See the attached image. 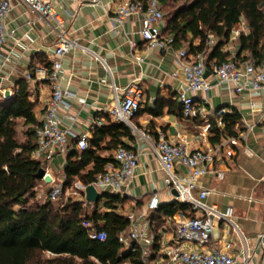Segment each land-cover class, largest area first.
I'll list each match as a JSON object with an SVG mask.
<instances>
[{
    "label": "crops",
    "instance_id": "crops-1",
    "mask_svg": "<svg viewBox=\"0 0 264 264\" xmlns=\"http://www.w3.org/2000/svg\"><path fill=\"white\" fill-rule=\"evenodd\" d=\"M53 4L63 22L61 27L52 21H36L22 2L14 1L6 18L9 37L0 55V89L3 91L0 95L3 98V93L14 95L18 81H27L31 99L36 103V117L42 122L53 83L49 75L40 74V70L52 67L60 33L64 32L76 43L62 58V69L58 73V84L69 93L58 113L60 128L68 132L67 153L57 155L49 168L53 182L41 181L38 188L52 189L56 183L66 180L68 156L74 151L83 152L77 148L76 136H87L90 142L97 121L102 125L108 123L109 111L116 106L117 99H123L132 84L143 90L142 109L133 120V126L145 134L163 135L170 142L185 138L193 141L195 148H205L200 134L209 133L210 126L218 120L216 113L220 110L230 114L238 112L242 118L239 136L231 138L213 165L215 174L202 178L199 186L211 191L206 199L208 204L222 211L234 208L235 220L256 249L264 236V90L236 93L232 85L220 84L209 75L211 89L200 95L207 103L198 102L206 113L186 119L178 100L181 83L174 75L182 64L179 51L189 49L188 45H173L167 52L146 51L140 18H130L123 28L114 30L117 0H101L100 6L66 0H55ZM131 42L137 44V49L131 47ZM199 43L195 40L193 44ZM239 51L238 41H230L222 49L230 58L236 57ZM248 55L242 54L243 57ZM137 57H143L144 62L138 63ZM28 74H32V80L27 79ZM109 141L107 138L101 146L105 147ZM123 142L138 155L139 163L135 179L119 195L122 201L119 213L128 216L144 212L154 192L159 193L162 205L175 202L173 192L164 189L163 172L144 137L133 134V138H124ZM115 152L101 151L100 155L114 158ZM92 169L93 165L89 166L88 170ZM177 170L178 173L185 171L181 166ZM220 173L223 179L217 177ZM37 192L39 195L38 189ZM104 193L110 192L99 191L100 195ZM167 219L160 231L168 228L167 237L172 238L173 228L167 227ZM263 258L264 252H260L257 262Z\"/></svg>",
    "mask_w": 264,
    "mask_h": 264
},
{
    "label": "built area",
    "instance_id": "built-area-1",
    "mask_svg": "<svg viewBox=\"0 0 264 264\" xmlns=\"http://www.w3.org/2000/svg\"><path fill=\"white\" fill-rule=\"evenodd\" d=\"M17 0H0V55L3 46L7 43L8 32L6 18L12 10L13 3ZM36 21H52L61 27L62 20L58 16L55 0H19ZM76 3H90L100 6L101 0H66ZM117 8L114 14V30L123 28L125 22L133 17L140 18L142 24L141 36L145 43L146 51L159 50L167 52L174 45L173 36H167L165 30V14L159 0H117ZM249 34L247 22L243 19L232 31L231 42L238 41ZM216 45V40L211 37L209 46ZM76 47V43L69 39L67 34L60 33L59 41L55 49V58L52 67H45L40 74L49 75L53 83L52 96L45 110L42 126L37 131L38 148L34 152L35 160L41 161L47 174L54 158L59 154H66L68 132L59 126L58 113L68 92L58 84V73L62 69V58ZM131 47L137 49V44L131 42ZM209 52H207L208 54ZM207 54L191 55L189 49L179 51L181 68L174 75L181 83L178 100L183 105V115L191 119L196 114H205L206 109L199 103H207V99L201 97L211 89L210 82L206 78L209 72L220 84L232 85L236 93L246 90H264V60L256 63L255 60L236 61L235 56L224 62H218L209 68L206 64ZM138 63H143V57L136 58ZM2 69L0 67V76ZM32 74L27 75L32 80ZM0 92L1 91L0 89ZM5 99H10L12 93H3ZM143 90L136 84L130 85L123 99H117L116 106L109 111L110 119L115 123L125 124L133 131L134 136L141 135L146 140L150 152L156 158L163 172L164 189L169 192L176 191L175 202L188 205L196 212L194 217H187L178 213L167 219V227L173 228L172 238L167 237L166 227L160 231L161 241L156 248L155 235L151 230L150 214L161 207L158 192L151 194L144 212H133L127 217L130 221L129 230L120 237V243L125 250L139 253L140 264H263L257 262L258 254L264 252L262 241L254 249L250 245L247 234L235 220L233 207L222 211L216 205L206 202L211 196V191L199 186V181L212 173L215 174L213 165L221 151L227 147L231 138L223 137L221 142L210 144V134L202 132L201 141L206 147H194L193 141L181 138L178 142H170L163 135L158 137L142 133L133 126V120L142 108ZM199 102V103H198ZM202 104V105H203ZM225 114L224 110L216 113L217 128L223 129L220 118ZM264 119V111H263ZM97 126H102L97 121ZM77 148L84 151L89 148L87 136L77 137ZM138 155L129 149L120 147L114 155L115 164L107 169V173L98 176L92 186L97 191L110 192L121 195L123 189L130 186L136 177L138 168ZM178 166L185 169L184 173H178ZM223 179V174H218ZM66 180L56 183L51 189L47 200L53 203L61 201L65 194ZM87 187L75 184L73 193L81 197L85 195ZM86 198V197H84ZM86 203H88L86 201ZM86 207V204L84 205ZM82 226L90 230V238L104 242L107 232L95 228L88 221ZM220 231V234H217Z\"/></svg>",
    "mask_w": 264,
    "mask_h": 264
},
{
    "label": "trees",
    "instance_id": "trees-1",
    "mask_svg": "<svg viewBox=\"0 0 264 264\" xmlns=\"http://www.w3.org/2000/svg\"><path fill=\"white\" fill-rule=\"evenodd\" d=\"M159 1L165 14V35L173 36L174 45H188L191 55L209 52V68L230 58L222 49L230 43L232 31L243 19L249 34L238 40L240 51L235 60L253 59L258 64L264 60V0ZM211 37L216 40L213 47L209 46ZM195 40L200 41L199 45L194 46ZM243 53L249 55L243 57ZM35 107L25 80L18 81L11 99L0 95V264H140V254L125 250L120 243L130 221L119 213V195L104 193L95 204L71 200L59 207L50 200H39L37 189L41 180L37 174L44 165L33 157L38 148L37 131L42 126ZM220 118L223 129L217 128V122L209 128L212 144L221 142L223 137L235 139L241 132L242 118L238 112L225 113ZM107 122L95 128L87 150L68 156L65 191L74 190L78 182L88 187L107 173L115 160L103 158L101 151L129 149L123 139L133 138L132 130L112 122L109 116ZM107 138L110 141L102 147ZM91 165L93 169L88 170ZM80 194L85 197L83 192ZM180 212L187 217L196 215L190 206L177 202L161 205L150 214L156 248L164 220ZM84 221L105 230L107 239H91L90 230L82 226ZM45 254L53 258L45 259Z\"/></svg>",
    "mask_w": 264,
    "mask_h": 264
},
{
    "label": "water",
    "instance_id": "water-1",
    "mask_svg": "<svg viewBox=\"0 0 264 264\" xmlns=\"http://www.w3.org/2000/svg\"><path fill=\"white\" fill-rule=\"evenodd\" d=\"M210 73L208 72L206 74V78H208ZM0 83H1V78H0ZM37 177L39 180L46 182L47 184H51L53 182V179L50 175L47 174L46 170L44 168H41L37 174ZM173 194L177 197L178 193L176 191H173ZM85 197L86 201L91 204L98 203L100 199L102 198V195L99 194L97 189L90 185L86 188L85 190ZM263 245H264V236L261 239ZM263 264H264V258H263Z\"/></svg>",
    "mask_w": 264,
    "mask_h": 264
},
{
    "label": "rangeland",
    "instance_id": "rangeland-1",
    "mask_svg": "<svg viewBox=\"0 0 264 264\" xmlns=\"http://www.w3.org/2000/svg\"><path fill=\"white\" fill-rule=\"evenodd\" d=\"M38 191H39V200L41 202H45L47 201V197L51 191V188H38ZM73 201V202H82V201H85L86 202V198H82V197H79L77 195H75L73 193V189L72 190H68L65 192L64 196L62 197L61 201L56 203V206L59 207V206H62V205H66L67 203H70V201ZM44 258L45 259H49V258H53L52 255L50 254H45L44 255Z\"/></svg>",
    "mask_w": 264,
    "mask_h": 264
}]
</instances>
